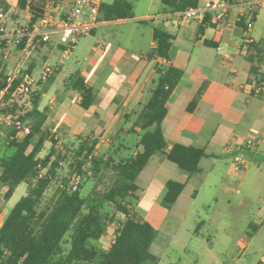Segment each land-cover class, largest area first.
<instances>
[{
  "label": "crops",
  "instance_id": "obj_1",
  "mask_svg": "<svg viewBox=\"0 0 264 264\" xmlns=\"http://www.w3.org/2000/svg\"><path fill=\"white\" fill-rule=\"evenodd\" d=\"M113 1L102 0L107 3ZM128 1L133 6L134 18L100 19L92 36H89L93 40H87V51L78 54L79 59L60 64L56 76L36 89L41 91V99L45 97L65 69L62 89H54L44 105L40 106L41 100L39 102V108L47 111L45 127L50 133L49 138L57 140L55 152H75L81 141L93 139L97 140L93 150L95 154L102 151V147L110 150L113 146L112 149H115L116 142H119L118 152H126L124 147L130 146L125 141L126 136L133 133L136 139L129 154L134 155L140 151L136 143L142 133L135 126V112L148 100L154 86L156 61L149 56L155 47L153 28L162 26L173 35L169 60L164 63L181 69L183 76L166 102L167 111L162 121L166 150L175 143H181L203 148L206 156L199 162L200 170L189 174L169 161L163 153H157L139 173L136 179L139 203L133 210L149 222L158 235L171 212V208L164 207V195L167 181L178 180L173 176H180L184 185L174 203L176 205L180 201L182 211V204L193 203L198 188L203 186V179L207 181L212 172L223 165H232L231 153L225 150L226 145L242 137L255 138L256 145L245 152L249 167L244 174L250 170L252 163L256 164L258 173L263 170L264 85L259 87L247 79L250 69L248 55L254 52L250 51L251 45L264 49V5L255 6L250 0H226L228 9L220 20L215 19V10H209L203 18L182 21L179 11L167 8L162 0ZM206 1L198 0V5ZM72 2L59 0L58 11L65 12ZM140 2L143 8L138 13L135 6ZM248 22L252 23L251 27L247 26ZM127 23L148 27L146 35L138 30L130 36L131 47H124L120 38H116L121 31L118 28ZM57 47V39L42 44L35 50L41 51V58L38 60L32 55L30 67L46 61L55 62ZM260 67L264 72V60ZM75 72L94 90V102L88 109L80 106V93L68 86L67 79ZM194 99V105L190 106ZM24 107L28 108L30 104ZM48 145H51L50 140L44 143L39 157L48 152ZM260 157L263 160L258 162ZM225 176L220 177L218 188L225 191L235 188L233 184H227ZM146 198L147 209L139 211L138 205ZM8 211L7 207L6 213L0 215V226ZM183 217L180 212V219ZM114 231L115 228L108 227L97 246L108 248ZM189 234L195 239L199 235L196 229ZM196 243L193 242V245ZM160 261L159 257L157 264Z\"/></svg>",
  "mask_w": 264,
  "mask_h": 264
},
{
  "label": "trees",
  "instance_id": "obj_2",
  "mask_svg": "<svg viewBox=\"0 0 264 264\" xmlns=\"http://www.w3.org/2000/svg\"><path fill=\"white\" fill-rule=\"evenodd\" d=\"M43 2L36 0L30 5L28 26L42 16ZM162 3L177 12L197 6L198 0H162ZM25 5V0H18V9H25ZM99 17L102 20L134 18L133 6L128 0L102 2ZM172 39L173 35L166 28L154 26L155 47L149 54L156 61L154 86L148 100L135 112V126L142 130L136 143L140 151L127 155L126 152H118V146L112 152L98 156L93 152L97 143L93 139L81 141L74 152V159L69 164L70 175L80 176L87 164H91L94 177L102 170L114 173L113 181L104 190L93 188L83 196L81 184L72 191L64 178L50 199L44 201V193L58 175L66 153L55 152L57 140L49 138L50 133L45 127L47 111L39 108L41 91L36 89L32 92L30 107L22 109V114L17 117L14 116L16 104L0 108L1 114H10L30 128L19 139L20 130L13 127L7 145L14 148V152L8 157H0V192L6 188L4 199L8 201L19 184H27L26 194L8 211L0 226V264H157L159 258L150 251L156 230L133 210L138 199L136 179L157 153H163L189 174L200 170L199 162L206 156L203 148L181 143H175L166 150L162 129L166 102L183 76L181 69L164 63L169 60ZM250 51L254 52L248 55L250 69L247 81L261 87L264 85V72L260 63L264 60V49L252 44ZM7 71V65L0 60V89L5 86ZM67 83L80 93V106L88 109L94 102L93 88L76 72L68 77ZM8 98L9 93L4 97L5 101ZM194 103L195 99L190 106ZM2 126L0 122V129ZM47 140L51 141V147L43 157H39ZM183 187L178 180L167 181L164 207L170 209L174 205ZM114 224L113 242L106 249L99 248L96 243ZM66 234L69 235L68 240ZM66 243L69 244L67 249L64 248ZM263 263L260 260L257 264Z\"/></svg>",
  "mask_w": 264,
  "mask_h": 264
},
{
  "label": "rangeland",
  "instance_id": "obj_3",
  "mask_svg": "<svg viewBox=\"0 0 264 264\" xmlns=\"http://www.w3.org/2000/svg\"><path fill=\"white\" fill-rule=\"evenodd\" d=\"M17 2L18 0H0V7L4 8L7 14L9 33H13L18 27H26L29 22L28 12L20 11ZM135 8L139 13L143 4L140 2ZM118 29L121 31L116 38H120L124 47H131L130 36L138 30L146 35L148 27L147 25L127 23ZM89 36H92V33L83 35L78 40L73 53L66 60H75L78 54L87 51L88 42L93 40ZM53 39H58V35H54ZM143 43H145L144 39ZM32 55L38 57L39 60L41 51H34ZM80 60L82 61V58ZM41 65L42 63L37 64L35 73L40 71ZM65 74L66 71L63 69L51 86L52 89H49L45 97L41 99L40 106L47 103L49 97L53 95L54 89H62ZM31 94L32 92L27 96H19L18 101H8L7 106L10 104L17 106L14 116L22 114V109L26 108L24 106L30 104ZM13 123V121L11 124L4 123L0 129V157H8L14 152V148L7 145L9 132L14 127ZM126 137L125 141L130 143L125 153L128 155L134 147L132 145L135 143L136 136L129 133ZM118 144L119 142L115 143V148L118 147ZM50 146L48 145L47 150ZM102 148V151L96 152L98 156L113 150V146L110 150L106 147ZM65 153L66 159L60 165L58 175L45 191L44 201L50 199L56 187L63 183L64 178L68 180L67 184H69L72 177L69 173V164L75 154L74 152ZM260 160H263V157L257 161ZM90 167L91 164H87L79 176L83 196L93 188L97 190L108 188L114 179V173L110 170H102L97 177H94ZM256 168V164L252 163L250 170L244 174L245 171L243 173L235 172L229 163L223 165L220 169L214 170L207 181L203 179V186L198 188L191 205L182 204V211H180L179 201L171 207V212L162 223L161 231L156 235L150 248L151 253L160 257V264H257L260 260L264 261V167L261 173H258ZM225 175H227V184H233L234 187L236 186L235 188H228L226 191L218 188L220 177ZM173 177L180 181V176ZM5 190L4 188L0 192V215L6 213L7 207L10 210L26 194L27 184H19L8 201L3 197ZM146 202L147 198L138 205L139 211L147 209ZM138 203V200H135V208ZM180 212L184 215L182 219H180ZM120 218H123L122 215ZM111 227L116 228V224ZM194 229L199 233L196 239L189 234ZM65 237L66 240L69 239L68 234ZM193 242L197 243L193 245ZM68 246L69 244H64L65 249Z\"/></svg>",
  "mask_w": 264,
  "mask_h": 264
},
{
  "label": "built area",
  "instance_id": "obj_4",
  "mask_svg": "<svg viewBox=\"0 0 264 264\" xmlns=\"http://www.w3.org/2000/svg\"><path fill=\"white\" fill-rule=\"evenodd\" d=\"M36 0H25V11L30 13V5ZM255 6L264 5V0H250ZM102 0H73L65 12L58 11L59 0H44L43 14L40 19L31 26L18 27L13 33L8 32L7 14L0 7V60L8 67L5 86L0 89V107L6 106L8 101H18L19 96H27L33 92L38 85L47 82L56 76L58 67L73 53L78 40L83 35L91 34L94 28L101 22L100 6ZM228 3L226 0H208L203 5L189 7L179 11L178 15L182 21L203 18L209 10H215V19L220 20L226 14ZM252 26L251 22L247 23ZM58 35V56L55 62L46 61L41 65L38 73L35 68L30 67L32 52L41 47L42 44L50 43L53 36ZM25 41L24 45L20 44ZM252 42V39H249ZM15 85L13 90L10 89ZM256 92H259L256 89ZM9 93V98L4 97ZM29 104V103H28ZM20 130L19 139H22L30 128L24 126L20 120L12 115L0 113L2 124H11ZM257 143L253 137H242L231 144L226 145L225 150L231 153L232 168L237 173H243L249 167V161L245 152L252 149ZM57 144V143H56ZM79 175H72L69 187L72 191L79 186ZM114 240V232L110 243ZM264 264V263H263Z\"/></svg>",
  "mask_w": 264,
  "mask_h": 264
}]
</instances>
